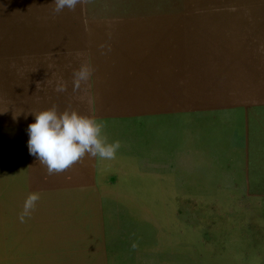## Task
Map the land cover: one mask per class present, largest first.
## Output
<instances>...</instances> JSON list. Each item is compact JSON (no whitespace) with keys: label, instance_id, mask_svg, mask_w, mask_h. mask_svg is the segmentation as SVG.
Returning <instances> with one entry per match:
<instances>
[{"label":"rangeland","instance_id":"rangeland-1","mask_svg":"<svg viewBox=\"0 0 264 264\" xmlns=\"http://www.w3.org/2000/svg\"><path fill=\"white\" fill-rule=\"evenodd\" d=\"M53 107L102 124L115 158L50 175L27 129ZM6 159L0 264H264V0H0Z\"/></svg>","mask_w":264,"mask_h":264},{"label":"clouds","instance_id":"clouds-1","mask_svg":"<svg viewBox=\"0 0 264 264\" xmlns=\"http://www.w3.org/2000/svg\"><path fill=\"white\" fill-rule=\"evenodd\" d=\"M55 11L65 8L74 10L80 0H53ZM91 75L89 68L82 66L74 73L73 87L79 89ZM57 92L66 91L63 82L57 84ZM35 115V122L29 124V154L47 167L48 173H61L78 162L86 154L91 157L111 160L121 145L119 141L109 143L103 136V126L96 120L82 116L77 112L59 113L55 107L43 110ZM40 199L39 193H30L24 202L23 222Z\"/></svg>","mask_w":264,"mask_h":264},{"label":"crops","instance_id":"crops-1","mask_svg":"<svg viewBox=\"0 0 264 264\" xmlns=\"http://www.w3.org/2000/svg\"><path fill=\"white\" fill-rule=\"evenodd\" d=\"M19 163H20V165H22V161H18V160L6 159L4 161H0V175L2 176L1 170L7 171V174L5 176H3L2 178H0V187H1V185L4 186V188L2 190H0L1 191V197L4 196V193L6 195H13L16 191L19 192V187H17V186L20 182V177H19V175H13L14 171L20 170ZM23 167L24 166H22V168H21L22 170H23ZM14 177H15V179H14ZM23 179L25 180L24 185H26L27 184L26 175H24V177L21 176V180L24 183ZM23 192H26V190Z\"/></svg>","mask_w":264,"mask_h":264},{"label":"bare ground","instance_id":"bare-ground-1","mask_svg":"<svg viewBox=\"0 0 264 264\" xmlns=\"http://www.w3.org/2000/svg\"><path fill=\"white\" fill-rule=\"evenodd\" d=\"M12 249H13V248H12ZM44 250H45V249H44ZM37 253H38V252H37ZM37 253H36V254H37ZM22 254H23V253H22ZM27 255H28V254H27ZM27 255H26V256H27ZM43 255H44V254H43ZM28 256H29V255H28ZM37 256H38V255H37ZM30 257H31V256H30ZM38 257H39V256H38Z\"/></svg>","mask_w":264,"mask_h":264}]
</instances>
